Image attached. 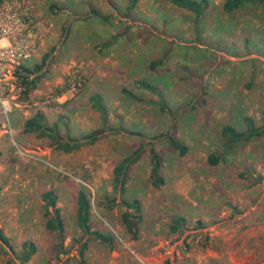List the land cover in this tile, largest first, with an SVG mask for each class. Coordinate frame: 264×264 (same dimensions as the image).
Here are the masks:
<instances>
[{
	"label": "rangeland",
	"instance_id": "rangeland-1",
	"mask_svg": "<svg viewBox=\"0 0 264 264\" xmlns=\"http://www.w3.org/2000/svg\"><path fill=\"white\" fill-rule=\"evenodd\" d=\"M49 1L37 8L46 15L38 16L31 0L42 36L39 46L46 41L45 53L33 65L49 53L37 72L49 73L48 80L62 74L63 82L44 90L43 81L28 91L18 80L14 108L35 113L34 103L40 101L66 139L95 133L85 139L94 141L69 153L59 151L48 139L25 133L22 121L13 125L0 113V231L12 245L0 238V264H22L26 241L38 247L27 264H264V135L227 148L221 134L226 123L246 129L248 116L257 126L264 124V2L228 13L223 0H209L199 21L168 0H138L132 11H118L122 19L89 11L92 6L84 3L83 20H90L80 22L85 26L78 36H95L87 37L83 48L78 36L63 48L70 34L47 19L60 10L57 3L47 8ZM101 17L116 33L115 41L123 34L127 41L103 48L99 39L106 32L96 34ZM153 61L159 62L154 68ZM74 76L82 81L80 91L71 101L58 102L56 96ZM144 81L157 91L142 88ZM96 93L104 99L105 114L93 106ZM170 136L187 145L184 156ZM152 147L165 179L159 187L151 179ZM138 149L141 157L131 165L121 196L113 189L114 168ZM210 154L219 156L217 165L208 162ZM47 190L58 197L66 252L57 247L56 232L46 227L42 194ZM80 190L92 201L93 229L111 236L112 243L79 228ZM134 197L141 200L143 215L134 218L137 238L122 219L123 198ZM176 216L186 221L173 232ZM83 241L88 247L81 257Z\"/></svg>",
	"mask_w": 264,
	"mask_h": 264
},
{
	"label": "trees",
	"instance_id": "trees-1",
	"mask_svg": "<svg viewBox=\"0 0 264 264\" xmlns=\"http://www.w3.org/2000/svg\"><path fill=\"white\" fill-rule=\"evenodd\" d=\"M5 0H0L2 3ZM174 6L185 9L192 12L196 20L199 21L204 12L210 7L209 0H168ZM264 2V0H223L222 8L224 11L231 13L241 9L249 3L256 5L257 3ZM138 0H131V6L134 8ZM46 55V56H45ZM40 64H35L31 68L27 65H20L16 70L17 80L22 79V85H24L28 91L35 87L37 82L42 77L37 71H40L43 66L47 64V56L49 53L45 54ZM159 62L153 61L150 65L154 68ZM37 73L34 77L33 75ZM142 88L151 90V92H156L157 87L154 84L144 81L139 82ZM249 87L251 85H248ZM25 91V92H28ZM125 92V89H123ZM131 97L134 96L132 93L129 94ZM94 108L102 111L105 114V106L103 105V97L101 94L96 93L91 98ZM161 108H165L162 104ZM264 114V110H263ZM247 128L244 130H239L234 124L226 123L222 127V137L227 148H231L236 142L250 141L252 138H257L264 135V124L262 126H257L252 117L245 118ZM1 127V123H0ZM23 131L25 133H33L37 138L48 139L50 145L54 149L64 152H72L74 150L80 149L83 145L92 143L94 139L86 142L85 139L92 138L95 133L85 134L82 137H69L61 133L60 126L57 122H50L47 116L41 110H37L30 118H28L24 123ZM170 142L173 146L180 151V155L184 156L187 153V145L175 140L173 137H169ZM151 158H152V173L151 179L153 185L156 187L161 186L165 181L164 176L161 173L162 162L160 156L156 149L151 148ZM1 155V152H0ZM141 157V150H135L131 155L124 157L114 168L113 177V189L124 196L127 189V182L129 181V170L131 165L137 162ZM220 159L216 154H210L208 157V162L212 165H217ZM42 200L44 201L45 216H46V227L48 230L54 231L57 234V247L62 249V252H66L65 249V230L66 225L62 215L61 208L58 206V197L54 190H47L42 194ZM112 202H116L115 198H112ZM122 204L126 207V210L122 213L123 223L132 234L133 238L138 237V225H136L134 218L141 220L142 215V202L139 198L135 197L133 199L123 198ZM91 213H92V201L85 190H80L78 193V225L84 234H88L91 237L101 240L103 242L112 243V237L101 233L99 230L93 229L91 223ZM186 219L182 216H176L170 226L171 231L175 232L185 223ZM0 238L5 243L12 247L9 237L5 236L2 231H0ZM88 247V242L85 241L81 243L79 253L80 256H84V252ZM38 251V247L34 242L26 241L23 243V252L20 256L22 264H27L34 254Z\"/></svg>",
	"mask_w": 264,
	"mask_h": 264
},
{
	"label": "built area",
	"instance_id": "built-area-1",
	"mask_svg": "<svg viewBox=\"0 0 264 264\" xmlns=\"http://www.w3.org/2000/svg\"><path fill=\"white\" fill-rule=\"evenodd\" d=\"M31 0H5L0 3V113L8 115L19 105L17 68L38 50L42 39ZM82 87L81 79L73 77L68 89L56 96L65 103Z\"/></svg>",
	"mask_w": 264,
	"mask_h": 264
},
{
	"label": "crops",
	"instance_id": "crops-1",
	"mask_svg": "<svg viewBox=\"0 0 264 264\" xmlns=\"http://www.w3.org/2000/svg\"><path fill=\"white\" fill-rule=\"evenodd\" d=\"M34 1H35V4H36V7H35L36 10H37V8L39 6L41 8V6H43V4H45L44 0H34ZM54 3H57L59 5V7H60V10H58V9L55 10V13L56 12H59V13L51 14L50 16L47 17V19L49 18V19L54 21V25L52 23V26L53 27L55 26L56 29L58 27L66 26L67 31H69L70 38H66V42L63 45V48H67V46L69 48V45H70L69 43H71V42L73 43L72 39L79 35V33H80L79 29H81L82 27L85 26V25L81 26L80 22L86 23L87 21L90 20V18L87 19V20H83V19H86L85 15L83 14L84 11H82V8H81V6L84 5V3L87 6H92V8L91 7H89V8L87 7L89 11L91 9H92L93 12H96V10H102V11L108 12V13L112 12L114 16L119 15L118 11H121V9L125 10L124 12H126V9L130 8V10L132 11L131 0H51V1H49L47 3V5H48L47 8L52 10V8L54 6ZM41 11H42L41 9H39V11L37 10L38 16L39 15L42 16V12H43L44 15H46V12H44V11L41 12ZM107 18H108V16H107ZM119 18L122 19L121 15H119ZM100 19L101 20L103 19V20H102V23L99 26H97L96 31L98 33H96V34H98L99 36L100 35L104 36V33L106 32L105 34L107 36H104V38L102 40L99 39V41L101 42V45H102L103 48L104 47H106L105 49L111 48L112 44H114V42L116 43L119 40H120L119 43H123L121 41L122 39L123 40L126 39L125 41H127V38H129V37H123L125 34H123L122 36L120 35L119 37H117V39L115 41L114 40V38H115L114 34H116V33L111 30V27H110L109 24L108 25L105 24V21H106L105 18L101 17ZM130 24H132V21H130ZM129 33L132 34V28H131V31ZM94 34L95 33H92V32H90V34H86L84 32V33H82V35L78 36V37H80V39H83L82 41H84L83 46L81 45L80 47H82V48L85 47V44H87L86 42H88V40H90V39H87V37H89V38H91L93 40V37L95 36ZM64 39H65V37H64ZM70 39H71V42H70ZM80 39H79V41H80ZM45 42L46 41L44 40V42L39 46V48L36 51V53L33 56H31L30 58L26 59L21 65H27V66L33 65L34 61L36 60V58L41 53L42 54L45 53L44 52L45 50L43 49V46H44ZM89 42L91 43L92 41H89ZM74 43H78V42L75 41ZM106 59H109L108 56H107ZM48 74L49 73H46V75H48ZM46 75H44V76H42L40 78V80H39L40 84L37 83L38 87H39V85H41L43 83V81L45 82L46 85L48 84V86L46 88H44V90H53V89H55L54 85L58 86V84H62V82H63L62 79L64 78V76L62 74L60 76H57L56 74H51V76L52 75L55 76L52 80H48ZM38 87L35 89L36 93L40 92L41 88H38ZM69 101H71V100H68V102ZM34 105L38 106V107L35 108L36 111L37 110H41L42 112L45 113V115L48 118V116H49L48 108H47L48 106L43 105V103L40 102V101L35 102ZM31 111L32 110H30V109H25L24 111H22L19 108H15L11 113L8 114V116H6V115L5 116L7 117V120H9V122L13 123V125L14 124L16 125L17 123L22 121L21 125L24 127L25 121L28 118H30L33 115V113H34V112L31 113ZM1 118H3L2 115H0V122H1ZM22 126H20V127H22ZM20 127H19V129H21ZM23 127H22V129H23ZM2 131H4V130H2ZM188 151H189V149H188ZM83 242H85V241H83ZM83 242H81V243H83ZM79 249H80V246H79ZM182 264H187L186 260H183Z\"/></svg>",
	"mask_w": 264,
	"mask_h": 264
}]
</instances>
